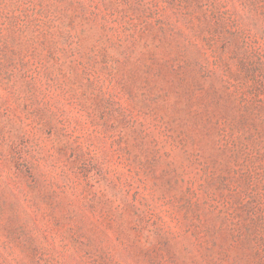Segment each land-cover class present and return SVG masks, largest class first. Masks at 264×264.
<instances>
[{"label": "rangeland", "instance_id": "obj_1", "mask_svg": "<svg viewBox=\"0 0 264 264\" xmlns=\"http://www.w3.org/2000/svg\"><path fill=\"white\" fill-rule=\"evenodd\" d=\"M0 264H264V0H0Z\"/></svg>", "mask_w": 264, "mask_h": 264}]
</instances>
